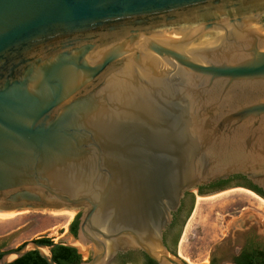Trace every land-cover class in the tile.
<instances>
[{"label": "water", "instance_id": "1", "mask_svg": "<svg viewBox=\"0 0 264 264\" xmlns=\"http://www.w3.org/2000/svg\"><path fill=\"white\" fill-rule=\"evenodd\" d=\"M234 176L264 192V0H0V212H81L0 264H189L174 214Z\"/></svg>", "mask_w": 264, "mask_h": 264}, {"label": "rangeland", "instance_id": "2", "mask_svg": "<svg viewBox=\"0 0 264 264\" xmlns=\"http://www.w3.org/2000/svg\"><path fill=\"white\" fill-rule=\"evenodd\" d=\"M198 199L195 201L194 213L183 239L177 247L179 254L182 255L179 256L182 259L187 258L189 264H207L212 255L224 244L228 243L225 248L233 249L234 236L240 232L238 220L234 218L242 213V217L253 216L256 221H260V215L264 211V206L257 199L240 191L203 198L200 203L202 205L197 204ZM237 210L240 213H237ZM59 212L61 211H22L6 219L0 218L2 251L17 250L27 242L40 239H50L53 243L75 244L70 229L81 212L70 211L74 212L71 220L69 214Z\"/></svg>", "mask_w": 264, "mask_h": 264}, {"label": "flooded vegetation", "instance_id": "3", "mask_svg": "<svg viewBox=\"0 0 264 264\" xmlns=\"http://www.w3.org/2000/svg\"><path fill=\"white\" fill-rule=\"evenodd\" d=\"M253 190L257 192L262 200L264 192L256 188L246 178L234 176L228 180H221L210 185L198 187L190 191L183 200L179 210L174 214L173 222L164 236L167 248L175 253L178 252V245L182 241L185 230L194 213L195 201L199 197H214L226 192L238 190ZM256 195V194H255ZM257 196V195H256ZM198 197V198H197ZM240 213V211H236ZM237 219L240 232L236 233L233 249L225 248L224 244L207 264H264V211L260 215V221H256L253 216L242 217V213ZM256 214V213H254ZM70 234L74 236V234ZM78 231V230H77ZM77 235V234H76ZM116 264H157L142 252H130L118 257Z\"/></svg>", "mask_w": 264, "mask_h": 264}, {"label": "trees", "instance_id": "4", "mask_svg": "<svg viewBox=\"0 0 264 264\" xmlns=\"http://www.w3.org/2000/svg\"><path fill=\"white\" fill-rule=\"evenodd\" d=\"M80 217V216H79ZM79 217L71 225V233L76 236L79 224ZM37 243H41L47 246H53L54 243L50 239H40L36 241ZM22 247V246H21ZM20 247V248H21ZM19 248V249H20ZM3 247H0V260L6 252H3ZM54 260L57 264H80L82 262L81 255L78 254V251L74 248L65 247L62 245H58L53 250ZM12 264H47L45 260H43L38 252H31L25 257L16 260Z\"/></svg>", "mask_w": 264, "mask_h": 264}, {"label": "bare ground", "instance_id": "5", "mask_svg": "<svg viewBox=\"0 0 264 264\" xmlns=\"http://www.w3.org/2000/svg\"><path fill=\"white\" fill-rule=\"evenodd\" d=\"M236 191V190H235ZM238 191H240L241 193H243V194H246V195H248V196H250V197H253V198H255V199H257L259 202H260V204L262 205V206H264V200H262L261 198H259L258 196H256L255 195V193H253V192H251V191H248V190H238ZM218 197V196H217ZM204 199L203 198H199L198 199V202H197V204H199V205H202V204H200L201 203V201H203ZM196 204V205H197ZM198 205V206H199ZM197 207V206H196ZM201 207V206H200ZM253 208V207H252ZM260 208H262L261 206H260ZM200 209V208H199ZM254 209V208H253ZM17 212H10V213H6V212H3V213H1L0 212V218L1 219H6V218H8V217H10V216H13V215H15ZM59 213H61V214H69V216H70V220L73 218V216H74V212H70V211H61V212H59ZM60 214V215H61ZM77 244V246H79L80 248H82V249H84V246L81 244V243H79V242H77L76 243ZM180 256H182L181 255V253L179 254ZM183 259H185L186 261H188V259L187 258H183ZM189 262V261H188Z\"/></svg>", "mask_w": 264, "mask_h": 264}]
</instances>
